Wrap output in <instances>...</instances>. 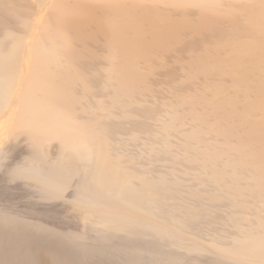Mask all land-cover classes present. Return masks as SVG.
Listing matches in <instances>:
<instances>
[{
    "label": "bare ground",
    "instance_id": "obj_1",
    "mask_svg": "<svg viewBox=\"0 0 264 264\" xmlns=\"http://www.w3.org/2000/svg\"><path fill=\"white\" fill-rule=\"evenodd\" d=\"M33 1L47 4L42 19L0 0V19L21 21V32L0 29V132L30 148L10 180L44 201L67 196L92 241L0 204V264H30L41 251L52 264H264V0ZM99 38L96 97L82 64ZM188 39L201 47L193 41L199 50L179 60L175 94L139 113L148 78ZM133 115L139 127L118 139L114 123ZM139 134L146 142L132 154ZM149 158L170 165L156 172ZM186 174L212 189H182ZM220 200L231 203L233 232L207 239L203 217Z\"/></svg>",
    "mask_w": 264,
    "mask_h": 264
},
{
    "label": "rangeland",
    "instance_id": "obj_2",
    "mask_svg": "<svg viewBox=\"0 0 264 264\" xmlns=\"http://www.w3.org/2000/svg\"><path fill=\"white\" fill-rule=\"evenodd\" d=\"M15 1H16V4H15L14 12L16 11L15 14L17 13L18 15L17 14L16 15L18 17H21L24 13H26V14H24L22 17H24L25 15H29L33 12V10H35V12H36L35 17L36 18L39 17L38 19H42L45 16V14H47L48 6H46L47 5L46 3H44L42 6H39L40 8L39 7L35 8L33 0H15ZM44 6H46V7H44ZM29 11H31V13ZM15 14H13V16ZM17 16H14V17H17ZM9 17H8V19H7V17H5L4 20H2L3 18L0 19V24L2 23L0 25V29L2 30V29H13V28L16 29V28H18L19 30L16 29L15 32H21V25H20L21 21H20V19L18 17L16 19L14 17H12V18L11 17L9 18ZM4 21H5V23H4ZM17 22H19V23H17ZM14 29H13V31H14ZM200 38H201V40L203 39V37H200ZM97 41L98 42H96L95 44L92 43V45H90L92 50L95 52V57L91 60L90 63H83L82 65H86V66L89 65L88 67H91V65L94 66L92 68V72H93V75L95 74V76H93V75L90 76L92 72L90 70H88L86 66L84 68L85 69L84 74L87 76V78H89L88 81H90V83H92V85H93L92 86V88H93L92 94H94V96L96 95V97H99L100 95L103 96V94H104L103 90L100 89V87H99V84L103 79L102 70H101L102 69L101 65L103 66V62H102V58H103L102 57V55H103L102 51L103 50L101 49L103 43H102V40H100V38L97 39ZM193 41L196 44L198 39L197 40L188 39L187 42H185V44L182 47L176 48L173 53H171L167 56V58H166L167 62H166L165 67L162 68L161 70H158L157 72H155V74L151 75L148 78V81H147L149 83L148 86L151 87V89H150L151 92H149V93H151V94H143V92H142L141 97H139L140 99H142V102L140 103L139 107L137 106V108L139 109V113H140V110H144V109H146V107H150V108L154 107L157 109L160 108L162 102L165 101V99H167L169 96H173V94H175V89L178 88L177 85L180 86V82H178L177 79L179 80L182 76V73H181L182 71L180 69L179 60H180V62L186 60V57H188L187 55H189V51L191 52V50H190L191 48L195 47L196 49L199 50V48L201 47V45L199 43L200 40L197 42V45H199V48H197L198 46L195 45L193 43ZM192 44H194V45H192ZM93 46H95V47H93ZM196 49H193L192 51H194V50L198 51ZM176 60H178V61L176 62ZM97 66H99L100 70L98 69ZM86 72H88V73H86ZM172 75L177 76L176 81L179 84L177 83L174 85L173 83L168 82V81H171L170 78ZM171 93H172V95H171ZM7 115H8V112H5L1 116L0 128L2 126V122L6 120ZM138 115H136V117H134V115H133L134 118L132 121L129 120L130 122L129 121H127V122L121 121L122 122L121 123L120 121H117V124L114 123V126H115L114 128L117 127V129L115 130L114 133H115V136L117 133L118 139L121 140L120 137H124V140L128 139L126 134L129 136V132H131V130L135 129L134 128L135 125H137V128L139 127L138 124H140L142 119H141V116H138ZM118 123H120V125ZM129 129H131V130H129ZM122 132H124V133H122ZM1 133H2V135L4 133L0 132V146H2L5 149L4 150L5 151L4 152L5 160L2 161L3 163H1V165H0V204L4 207L8 206L10 209V212L16 210L17 214L19 212V214H22V216L24 218H25V216L28 217V218H26L28 220L32 221V219H33V221L35 220V222H39V223L44 222L43 223L44 225H48V226L51 225L57 229H59L61 227H62L61 229H63V227H64V229H65V227L67 229L73 228V227L75 228V226H76L77 230H75V231L79 232L78 229H80L79 227H81L80 225H81L82 221H79L77 219L76 216L78 214L76 215L77 212L75 213V212H73V209H71L72 206H70L69 202H67L69 200L67 196H66L67 200L62 199V200H66V201H62V200L44 201V200L40 199L38 191H35L36 188L34 189L33 187H31L29 184L25 183L22 180H10V175H9L10 170L13 169L17 164L20 165L21 163H24L25 159L29 155L30 148L28 147V144H27V141H26L24 135H21V136L18 135L16 137H13L12 139L8 138V139H10V140H8V139H6L5 134L2 136ZM141 135L142 136H140V134H139L140 139H139V137H137V140H135L133 142L132 141L128 142L130 144V145L128 144V148H129L128 150L130 152L133 150V152H131L132 154L140 151L138 149H140L142 147V144L144 142H146L142 139L143 134H141ZM144 137H145V135H144ZM138 142H140V143H138ZM136 145L137 146L139 145V146L137 147ZM51 147L52 148L50 149L51 150L50 156L52 155L51 157L53 158L56 155L55 152H57V148L55 147L56 148L55 149V148H53V146H51ZM52 149H55V152ZM152 159H154V158H152ZM159 160H161L162 162H166V161H163L161 158L157 159V161H159ZM142 161H143L142 163L149 165V167H150V165H152V166L155 165L157 168L154 166H153L154 168L152 166L150 168L156 170V172L166 171V169H167L166 165H167V163L169 164L168 161L165 164H163L162 162H160V164H159V162H155L156 163L155 164L154 161H156V160H154L153 164H152L151 159H150V162L147 161V159H143ZM179 167L181 168V166H179ZM182 168H185V167H182ZM175 169L177 170L179 168L175 167ZM176 170H175V172H176ZM186 170L188 171L187 173H189V170L188 169H186ZM180 171H181V169H180ZM183 171H184V173H181V172L178 173L179 172V170H178V172H177L178 175L182 176V174L186 173L185 170L182 169V172ZM190 172H193V171H190ZM185 176H188V175L186 174ZM183 178L182 179L184 180L185 184L182 182L184 184V186H182V189H188L189 190L191 188L192 190H197L201 196L204 195V193L207 192L209 189L210 190L212 189V188H210V185L206 184V186H203L205 184L201 185V183H200V185H199V183H196L197 180L193 181L194 177L192 178L190 176V174L187 178L184 176H183ZM189 178H192V179H189ZM186 186H188V187H186ZM199 189H200V191H199ZM201 190H203V192ZM69 191L71 192L70 189H69ZM185 191L187 192V190H185ZM215 204L216 205H214L212 207L214 209L211 208L212 213L210 210L209 211L210 214L209 215L206 214L208 216L205 215L203 217V219L206 218L207 220L205 219V222L202 221L204 223V225H203V223H202L203 226L201 225L202 228L204 227L206 231L211 233V236L209 234L207 235L208 232H206L205 230H203L201 228V230L206 232L205 233L206 236H209V237H207V239L212 238V237H216L215 236L216 234H217V237L219 235H223L222 238H225V237H228L229 233L233 232L231 227H229V225H227L228 224L227 223V213L229 212L228 209L230 210L229 207H231V203L228 200H220V201L216 202ZM9 209H7V210L9 211ZM13 213H15V211ZM44 215H46V216H44ZM30 218H32V219H30ZM37 218H40V219H38L39 221L36 220ZM41 219L44 221H42ZM61 221H63V223H61ZM79 222H81V223H79ZM63 224H65V225H63ZM69 226H72V227H69ZM82 226L84 228H87V229H84L82 227L84 230L81 229V231L79 233H81V232L84 233V235H86V237L90 235V237H89L90 239H86L83 235L85 240H84V238H82V242L84 241V242H86L85 244H87L86 240H89L88 243L91 244L90 242L92 241L91 240L92 239V231L89 229V227H85V223ZM224 229L226 232L223 231ZM85 233H91V234L87 235ZM212 234H215V235L212 236ZM204 238H206V237L204 236ZM34 257L36 259L32 258L33 259L32 263L29 261L30 264H52V262H53L51 260L50 255H48L47 253H45L43 251L38 252V254L37 255L35 254ZM89 261L86 263H90ZM91 264H92V259H91Z\"/></svg>",
    "mask_w": 264,
    "mask_h": 264
},
{
    "label": "water",
    "instance_id": "obj_3",
    "mask_svg": "<svg viewBox=\"0 0 264 264\" xmlns=\"http://www.w3.org/2000/svg\"><path fill=\"white\" fill-rule=\"evenodd\" d=\"M80 61H81V60H80ZM80 61H79V62H80ZM76 66H77V65H76ZM76 66H75V67H76ZM76 68H77L78 70L80 69L78 66H77ZM82 72H83V71L80 69V70H79V73L82 74Z\"/></svg>",
    "mask_w": 264,
    "mask_h": 264
}]
</instances>
